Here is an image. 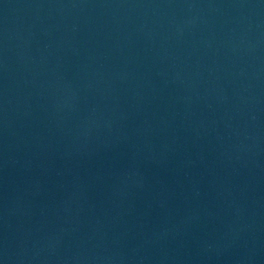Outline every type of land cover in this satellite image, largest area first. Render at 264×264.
I'll return each mask as SVG.
<instances>
[{"label": "water", "instance_id": "obj_1", "mask_svg": "<svg viewBox=\"0 0 264 264\" xmlns=\"http://www.w3.org/2000/svg\"><path fill=\"white\" fill-rule=\"evenodd\" d=\"M0 264H264V0H0Z\"/></svg>", "mask_w": 264, "mask_h": 264}]
</instances>
